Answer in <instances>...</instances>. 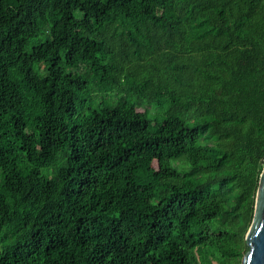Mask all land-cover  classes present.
Here are the masks:
<instances>
[{
  "label": "trees",
  "instance_id": "1",
  "mask_svg": "<svg viewBox=\"0 0 264 264\" xmlns=\"http://www.w3.org/2000/svg\"><path fill=\"white\" fill-rule=\"evenodd\" d=\"M263 165L264 0H0V264H240Z\"/></svg>",
  "mask_w": 264,
  "mask_h": 264
},
{
  "label": "water",
  "instance_id": "2",
  "mask_svg": "<svg viewBox=\"0 0 264 264\" xmlns=\"http://www.w3.org/2000/svg\"><path fill=\"white\" fill-rule=\"evenodd\" d=\"M247 252L240 264H264V165L255 196L252 222L245 235Z\"/></svg>",
  "mask_w": 264,
  "mask_h": 264
},
{
  "label": "rangeland",
  "instance_id": "3",
  "mask_svg": "<svg viewBox=\"0 0 264 264\" xmlns=\"http://www.w3.org/2000/svg\"><path fill=\"white\" fill-rule=\"evenodd\" d=\"M95 93V92H94ZM103 95V94H102ZM114 94H112L110 97H111V99H114V96H113ZM93 96H95V94H93ZM144 109H147L148 110V112L150 113V114H154V113H157V110L156 109H153V108H150V107H148V106H142L141 108H140V110H144Z\"/></svg>",
  "mask_w": 264,
  "mask_h": 264
}]
</instances>
